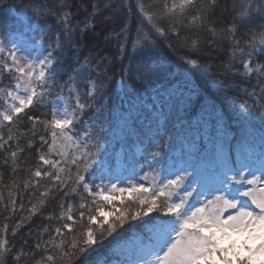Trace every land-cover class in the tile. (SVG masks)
Here are the masks:
<instances>
[{"label":"snow or ice","instance_id":"obj_1","mask_svg":"<svg viewBox=\"0 0 264 264\" xmlns=\"http://www.w3.org/2000/svg\"><path fill=\"white\" fill-rule=\"evenodd\" d=\"M50 3L0 4L5 16L24 12L35 21L36 32L35 39L20 41L0 25V168L11 173L5 183L0 171V264H85L98 245L127 231L126 225L138 227L133 221L144 225L136 251L117 257L116 264H264V150L255 159L242 153L237 162L224 142L211 156V173L189 162L169 171L168 121L157 119L148 144L140 142L143 177L124 176L108 153L115 126L109 87L123 88L133 71L122 67L114 81L102 47L97 51V43H85L89 33L103 34L100 43L115 40L122 61L129 44L133 52L148 54L157 51L158 41L175 38L197 54L181 57L188 65H199L227 43L219 71L224 79L214 83L235 94L234 107L245 118L259 113L264 122V0L226 4L231 19L219 27L214 17L220 0ZM134 9L133 36L127 21ZM257 20L255 29L240 33ZM205 45L209 50L201 52ZM137 71L143 79L144 72ZM230 78L238 80L226 82ZM177 94L182 103L203 98L209 117L204 123L209 133L217 130L222 109L199 85L186 78L170 93ZM40 107L48 114H35ZM153 213L164 215L156 222Z\"/></svg>","mask_w":264,"mask_h":264},{"label":"trees","instance_id":"obj_2","mask_svg":"<svg viewBox=\"0 0 264 264\" xmlns=\"http://www.w3.org/2000/svg\"><path fill=\"white\" fill-rule=\"evenodd\" d=\"M37 0H0V4L5 7L16 5L21 7L24 4H35ZM47 2V0H46ZM58 0H53L49 6H53ZM145 4H151L153 0H142ZM235 0H220V7L217 9L214 19L217 26H223L230 19V12L225 7L226 4H232ZM146 10H148L146 8ZM132 18L127 21L132 29V35H135L137 26V17L135 9L131 14ZM83 18V14H81ZM12 25L10 26V24ZM159 23V22H158ZM260 21H255L245 27L240 28V33H246L255 29ZM6 24L8 29L14 28L15 18L12 14L3 15L0 12V25ZM160 26H164L160 24ZM111 30L110 27L107 28ZM118 30V29H117ZM97 32L101 28L96 29ZM7 32H3L6 34ZM106 34V32L104 33ZM103 34L100 37L93 38L91 33L85 40L89 47L93 43L99 46L97 51L101 50V55L107 54L111 67L108 69L110 75L114 74V81L119 79L122 67L131 66L133 71L132 79H128L127 83L121 90L119 85L113 83L109 87L110 102L108 107L111 110L110 119L114 122L110 128L112 135L108 136V153L109 158L115 165V153L122 148L124 159L128 165L140 166L144 161L141 155H138L136 148L141 147V140L144 144H148V137L156 131L155 121L157 119L168 121V137L165 138L164 151L167 153L166 159H182L183 163L189 162L197 167L203 166L211 173L214 164L211 160L212 154L216 151L219 144L226 142V146L230 149L232 158L239 162L242 153L253 157L260 155L264 148V122L260 118V114H255V118H245V116L235 109L233 104L234 93L224 88H218L214 81L224 79L219 75L221 60H226L229 45L225 43L222 50L213 51L211 56H203L199 65H188L181 57L190 56L196 58L197 54L186 50L181 44L177 43L175 38L164 40L158 43V49L154 53L138 54L132 51L131 44L128 46L127 55L121 59L117 53V44L113 40L106 45L101 44ZM171 45V46H169ZM208 46L205 45L201 52H207ZM83 56L88 55L86 49ZM137 70L143 71L144 76L141 79ZM149 73H152L149 75ZM194 81L200 86L203 96L214 100L219 108L222 109V120L217 126V130L209 133L208 125L204 123L209 119L207 113L202 110L203 98H194L184 103L178 100L177 95H170L175 91V87L185 79ZM238 80V78H230L229 81ZM243 97L237 98L239 103ZM47 107L36 109L35 114H48ZM105 116H109V111H105ZM151 129V133L150 130ZM142 149V147H141ZM152 150V149H149ZM34 159L29 161L33 164ZM158 168L160 166H157ZM147 170V168H145ZM5 174V183L10 182V169L0 168ZM193 171V169H189ZM144 172L140 171L137 176L143 177ZM151 179V174L149 176ZM191 177L189 178V182ZM7 195V192H5ZM27 199V194H25ZM26 206H28L26 204ZM163 213H153L152 216L160 218ZM147 221V217L143 218ZM3 215H0V224H2ZM138 227L121 230V234L117 235L115 240L109 243L105 240L102 246L98 245L97 250L92 252L85 260V264H92V261L106 256L109 249L120 239L126 238L132 232L143 229V224L133 221ZM11 229V223L9 224ZM27 232V229H23ZM16 239H19L17 237ZM111 239V238H109ZM29 243H32L30 240ZM15 251V249H14ZM82 259H84L82 257ZM23 264V262H21ZM79 264V262H77Z\"/></svg>","mask_w":264,"mask_h":264},{"label":"rangeland","instance_id":"obj_3","mask_svg":"<svg viewBox=\"0 0 264 264\" xmlns=\"http://www.w3.org/2000/svg\"><path fill=\"white\" fill-rule=\"evenodd\" d=\"M15 18V27L9 29L11 32L15 34V36L20 41H29L31 39L36 38V32L35 29V21L30 20L29 17L24 13L20 11H14L10 13ZM12 23L10 24V26ZM3 35H8V32ZM119 89L121 90V87L119 86ZM264 150V148H263ZM136 152L138 155L142 154L141 147L136 148ZM259 157V155L250 157L252 159H255ZM115 165L114 168L117 169L119 172H121L124 176H131L133 172H135L136 178L139 179L140 177L137 176V174L141 171L140 166L135 165H128L127 162L124 159L123 150L122 148H119L115 153ZM183 160L182 159H174L169 158L167 160V167L169 171H175V168H178L182 166ZM171 178V177H169ZM202 198V197H201ZM159 219H156V222H158ZM151 223V222H150ZM138 234H133L129 236L126 239L120 240L117 243L113 245V247L109 251V257L101 258L98 261V264H105L106 260H109L111 264H116V259L119 257L121 260L131 257L133 253L136 251V245L138 244ZM147 259H151L150 256L146 257Z\"/></svg>","mask_w":264,"mask_h":264}]
</instances>
